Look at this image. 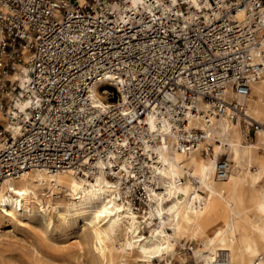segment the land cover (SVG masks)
<instances>
[{
    "label": "built area",
    "instance_id": "2783aa9c",
    "mask_svg": "<svg viewBox=\"0 0 264 264\" xmlns=\"http://www.w3.org/2000/svg\"><path fill=\"white\" fill-rule=\"evenodd\" d=\"M116 3L127 0H0V183L32 166L92 175L103 161L140 211L158 135L206 156L215 138L192 119L256 130L246 105L264 75V0Z\"/></svg>",
    "mask_w": 264,
    "mask_h": 264
},
{
    "label": "bare ground",
    "instance_id": "6f19581e",
    "mask_svg": "<svg viewBox=\"0 0 264 264\" xmlns=\"http://www.w3.org/2000/svg\"><path fill=\"white\" fill-rule=\"evenodd\" d=\"M151 1L127 0L114 7L122 13ZM29 102L17 107L24 110ZM246 112L259 123L253 141L246 139L240 119L191 120L209 127L215 138L206 156L187 154L158 135L144 213L124 200L119 179L108 177L99 161L92 175L74 167L32 166L6 177L0 183V222H33L60 235H78L89 244V264H148L163 255L165 264H173L180 256L177 244L190 240L201 242L193 249L203 264H264V75L252 82ZM147 123L159 133L154 116ZM220 158L229 164L225 178L216 174ZM63 190L67 200L54 201ZM143 222L148 231L141 230ZM77 250L83 256L80 242Z\"/></svg>",
    "mask_w": 264,
    "mask_h": 264
},
{
    "label": "rangeland",
    "instance_id": "374dc122",
    "mask_svg": "<svg viewBox=\"0 0 264 264\" xmlns=\"http://www.w3.org/2000/svg\"><path fill=\"white\" fill-rule=\"evenodd\" d=\"M242 127L247 140H256L253 127L249 131H246L244 124ZM65 193L63 190L61 194L54 195V201L67 200ZM144 209L139 213H144ZM148 229V224L143 222L141 230ZM79 242L84 247L83 256L78 255ZM200 245L198 240L187 241L184 246L178 243L180 256L173 259V264H203L193 249ZM88 247L89 244L78 235H60L57 230L40 228L33 222L12 224L7 219L0 222V264H89ZM167 258V255L153 257L147 263L165 264Z\"/></svg>",
    "mask_w": 264,
    "mask_h": 264
}]
</instances>
